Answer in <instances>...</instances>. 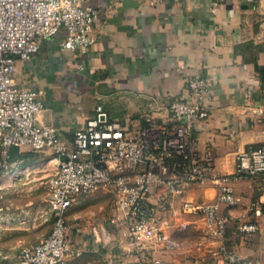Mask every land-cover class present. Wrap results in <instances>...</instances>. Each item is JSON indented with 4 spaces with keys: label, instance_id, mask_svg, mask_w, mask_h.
<instances>
[{
    "label": "crops",
    "instance_id": "0c3cea01",
    "mask_svg": "<svg viewBox=\"0 0 264 264\" xmlns=\"http://www.w3.org/2000/svg\"><path fill=\"white\" fill-rule=\"evenodd\" d=\"M89 2L99 10V19L88 50L63 48L64 33L58 32L43 41L30 59L17 63V82L36 89L43 102L38 122L55 125L70 145L75 131L102 105L135 132L148 115L170 121L165 104L187 96L188 78L203 74L210 83L208 115L197 123L195 150H211L215 169L232 173L241 150L264 145V88L255 66L256 62L264 64V0ZM30 151L38 152L28 146L11 147L10 167L19 165L21 154ZM7 173L2 176L6 184L0 200L2 222L11 214V189L19 192L24 183L19 176L11 185ZM263 182L264 172L233 180L238 200L232 206L222 205L231 216L226 241L262 264L264 218L256 217L251 207L264 199ZM28 191L27 187V201L33 202L36 192ZM158 195L159 223L179 244L164 250L147 243V251L160 258L159 264H230L209 251L218 241L206 233L204 217L181 208L184 200H216L213 179L187 183L176 193L160 190ZM47 202L42 201L31 230L48 220ZM22 210L18 214L27 217L28 210ZM116 215L115 196L108 188L80 195L68 210V223L69 235L81 253L67 256L65 264H129L135 258L134 246L116 229ZM255 220L259 223L256 231L240 230V224ZM17 227L8 231L0 226L2 258H12L23 246L39 241Z\"/></svg>",
    "mask_w": 264,
    "mask_h": 264
},
{
    "label": "built area",
    "instance_id": "2783aa9c",
    "mask_svg": "<svg viewBox=\"0 0 264 264\" xmlns=\"http://www.w3.org/2000/svg\"><path fill=\"white\" fill-rule=\"evenodd\" d=\"M98 19L99 10L89 0H0V200L6 188L2 176L13 164L11 147L49 151L56 164L46 180L51 229L36 243L22 247L19 263L65 264L67 256L80 254L69 235L68 210L80 195L108 188L115 194V227L134 246L135 258L129 264H159L160 258L147 251V243L164 250L179 244L159 223L158 191L176 193L187 183L211 178L216 200H184L182 210L204 217L206 233L218 241L209 249L213 256L230 264H262L226 241L231 216L222 205L232 206L238 200L233 180L264 172V146L241 150L232 173L215 169L211 150H195L197 123L208 115L210 83L203 74L188 78L187 96L165 104L170 121L148 115L135 132L102 105L75 131L70 145L55 125L37 121L43 102L36 89L17 82L18 61L30 59L43 41L58 32L64 33L63 48L88 50L95 41L92 31ZM261 188L264 194V182ZM251 210L264 218V199ZM239 228L251 233L259 223L244 222Z\"/></svg>",
    "mask_w": 264,
    "mask_h": 264
},
{
    "label": "rangeland",
    "instance_id": "374dc122",
    "mask_svg": "<svg viewBox=\"0 0 264 264\" xmlns=\"http://www.w3.org/2000/svg\"><path fill=\"white\" fill-rule=\"evenodd\" d=\"M22 155L23 154H21V157L23 158H20L19 160L20 164L17 166L10 167L7 173L8 180L11 185L13 182L11 180H13L15 177H22V181L24 183L19 186V192H22H17L15 188L11 189L10 194L13 195H11L12 197H10L9 200L12 199L13 202H10L11 207H9V210L6 208V210H8V212H10L11 214L7 217V219H5V221H0V226L3 225V228L5 230L12 231L15 230L16 225H18L17 228H19L20 230L27 231V234L25 233V235H28L34 240H40L44 235L49 232L53 222V215L50 214L48 220L45 221L43 224L35 225V227H33L34 230H31L30 226L34 225L32 224L33 218L36 216L38 208L41 207L42 201H47V188L45 186L44 181L43 183H41L40 181L45 179L47 180L49 174L53 171L56 164L55 161L52 160L53 155L49 151H30L29 153L26 152L23 156ZM36 182L38 183V186H34ZM27 187L30 192L33 189L36 192L35 199L33 202L27 201V198L30 197V195H28V193L26 192ZM22 208H26L28 210L26 213L27 217L23 216L24 214H18V212L23 211ZM17 221H19L20 223L15 224V222ZM24 227L25 229H23ZM16 252L17 255L12 258H6L7 256H3L2 258V255L0 254V264H18L20 262V251L17 250ZM4 255L9 256V253H4Z\"/></svg>",
    "mask_w": 264,
    "mask_h": 264
},
{
    "label": "trees",
    "instance_id": "16d2710c",
    "mask_svg": "<svg viewBox=\"0 0 264 264\" xmlns=\"http://www.w3.org/2000/svg\"><path fill=\"white\" fill-rule=\"evenodd\" d=\"M255 66H256V69L259 73L260 80L262 82V86L264 88V64H259L258 62H256ZM256 146H262V145H256Z\"/></svg>",
    "mask_w": 264,
    "mask_h": 264
},
{
    "label": "water",
    "instance_id": "95a60500",
    "mask_svg": "<svg viewBox=\"0 0 264 264\" xmlns=\"http://www.w3.org/2000/svg\"><path fill=\"white\" fill-rule=\"evenodd\" d=\"M62 159H66V156H65V155H63V156H62Z\"/></svg>",
    "mask_w": 264,
    "mask_h": 264
}]
</instances>
